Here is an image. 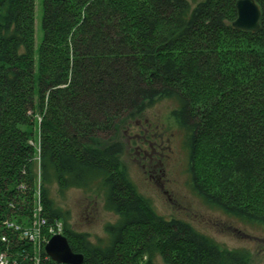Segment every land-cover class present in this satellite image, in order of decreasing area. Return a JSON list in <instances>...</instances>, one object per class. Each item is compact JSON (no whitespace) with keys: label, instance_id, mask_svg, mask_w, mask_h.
Wrapping results in <instances>:
<instances>
[{"label":"trees","instance_id":"obj_1","mask_svg":"<svg viewBox=\"0 0 264 264\" xmlns=\"http://www.w3.org/2000/svg\"><path fill=\"white\" fill-rule=\"evenodd\" d=\"M41 1L36 47V0H0V221L31 219L40 202L46 239L62 221L83 264H251L249 251L159 215L118 133L175 101L195 193L264 228V0L257 31L233 26L238 0ZM55 186L103 195L118 216L106 243L75 228ZM8 234L0 252L31 263L33 244Z\"/></svg>","mask_w":264,"mask_h":264},{"label":"rangeland","instance_id":"obj_2","mask_svg":"<svg viewBox=\"0 0 264 264\" xmlns=\"http://www.w3.org/2000/svg\"><path fill=\"white\" fill-rule=\"evenodd\" d=\"M41 3L36 0V47L43 35ZM175 108V101L159 100L147 109L141 120L120 128L118 136L125 148L123 166L159 215L189 222L225 248L249 251L251 264H264V228L243 223L207 206L192 188L185 134L171 117ZM141 123L144 128L138 125ZM145 128L151 135L146 145L137 138L138 134H144ZM52 198L58 206L71 212L78 231L90 234L95 244L108 241L106 225L116 223L118 216L105 209L102 194L76 188L60 192L55 186ZM157 262L161 263V259Z\"/></svg>","mask_w":264,"mask_h":264},{"label":"built area","instance_id":"obj_3","mask_svg":"<svg viewBox=\"0 0 264 264\" xmlns=\"http://www.w3.org/2000/svg\"><path fill=\"white\" fill-rule=\"evenodd\" d=\"M42 206L38 202L33 210V216L31 219L23 217L19 219L18 217L7 218L0 221V241L3 243H9L10 238L8 232L17 233L19 239L27 240L33 244L34 248V257L31 263L29 264H42L41 251L43 250L42 246H37V238H42L43 241H46V238H43V227L46 224V219L42 215ZM62 225L56 223V225L49 228L51 235L61 233ZM49 257V256H48ZM50 258V257H49ZM0 264H17L15 261L10 260V256L7 251L0 252ZM53 264H59L54 262Z\"/></svg>","mask_w":264,"mask_h":264},{"label":"water","instance_id":"obj_4","mask_svg":"<svg viewBox=\"0 0 264 264\" xmlns=\"http://www.w3.org/2000/svg\"><path fill=\"white\" fill-rule=\"evenodd\" d=\"M237 18L235 28L257 31L260 27L261 10L255 0H238L236 3ZM46 253L59 264H83V254L76 253L62 234L54 235L45 247Z\"/></svg>","mask_w":264,"mask_h":264},{"label":"flooded vegetation","instance_id":"obj_5","mask_svg":"<svg viewBox=\"0 0 264 264\" xmlns=\"http://www.w3.org/2000/svg\"><path fill=\"white\" fill-rule=\"evenodd\" d=\"M142 128H144V126L142 125ZM148 128H145V132L143 135H140L138 134V136L140 137H137L139 140H143L141 143H143L144 145H146L150 140H151V135L149 134V132L147 131ZM147 153H148V150H146ZM155 152V151H154Z\"/></svg>","mask_w":264,"mask_h":264},{"label":"bare ground","instance_id":"obj_6","mask_svg":"<svg viewBox=\"0 0 264 264\" xmlns=\"http://www.w3.org/2000/svg\"><path fill=\"white\" fill-rule=\"evenodd\" d=\"M62 224H63V222L62 221H60ZM54 236V235H53ZM43 238H46L45 236L43 237ZM36 244H37V246H42L43 244H44V241H43V239L42 238H37V240H36Z\"/></svg>","mask_w":264,"mask_h":264}]
</instances>
